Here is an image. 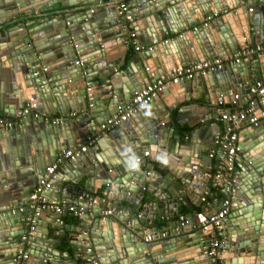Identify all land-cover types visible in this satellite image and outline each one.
Segmentation results:
<instances>
[{
	"label": "water",
	"instance_id": "water-1",
	"mask_svg": "<svg viewBox=\"0 0 264 264\" xmlns=\"http://www.w3.org/2000/svg\"><path fill=\"white\" fill-rule=\"evenodd\" d=\"M40 1L31 0L27 3V0H0V10L3 9L4 12L6 11L5 6L9 8L8 10H12L34 4L32 10L39 11V14L33 15L32 19L42 17L33 23H26L29 36L24 42H21L26 47L22 50L21 47L18 48L17 52L21 58H25L23 59L24 63H19L20 68L15 66L13 76L11 75L14 82L11 84L10 93L14 99L11 100L14 102L11 101L9 104L14 105L1 103L0 111L3 108H9L7 109L8 112L14 113L16 108L20 112L27 99L33 96L39 101L49 99L56 103L52 112L44 110L41 113L38 109L41 116L35 118L38 120L37 123L32 121L31 116L22 118L21 123L29 127L31 131L30 136H33V139L42 138L37 144L27 146L29 155L25 151L18 156L16 152H20L21 149L16 151L15 147L12 148L17 145V142L23 146L25 143H29L28 135L25 141L20 135L22 127L15 124L6 130L0 124V146L3 147L1 148L3 153L0 152V169H5L8 172L3 174L4 178L0 179V185H6L8 189H11L8 183L18 179L21 173L24 174L30 170L36 174L35 177L39 180L48 163L54 161L63 149L74 147L79 142L77 140H80L78 136L82 138L77 131V134L72 132V139H67L64 128L69 127L70 122L68 121L66 124L54 123L53 117L56 113L68 114L73 112L76 114L72 120L75 129L76 124H80L81 132L88 134L96 130L97 124L114 114L115 111L110 109L111 104L115 107L129 102L134 91L139 90L150 81H154L156 78L166 79L175 68L189 65L193 61H202L215 56L235 53L250 42L252 36L264 40V0H134L133 5L139 8V12L135 16L136 23H134L136 30H141L142 23H147L149 27L152 26L156 31L157 29L160 31L158 21L161 20L165 22L163 26H168L171 31L169 26L174 22V18L178 20L177 29L193 27L192 32L196 43L184 42L185 46L181 45V47H179L178 41L177 46L165 43L161 51L157 47V51L165 53L166 60L163 61L161 58L157 61L159 64L156 69L157 77L149 72L150 79L145 77L143 67L149 66L147 61L136 64L137 69L141 70L130 72L127 76L129 83H126V88L122 87L119 93L115 87L110 89L115 74V71L112 72L111 70L112 63L107 62L105 64L106 69H104L105 65L102 64L104 62L101 60L105 57V52L102 49L103 43L113 39L117 43L127 44L126 36L122 31V19L118 14L116 4L113 2L104 4L100 3V0H96L97 6H93L91 0ZM249 7H252L251 11L248 10ZM94 8L99 9V11H94ZM197 8L198 11H196ZM50 9V12H46ZM1 14L2 12H0ZM214 14L219 16L212 20L209 25L196 26ZM2 20L5 19L1 17L0 21ZM214 29L217 32V39L211 33ZM52 30L58 31L59 34L48 36ZM158 31L156 36L160 38L162 36L158 35ZM138 34L137 32L136 35ZM44 35L46 36L41 38ZM30 41L31 44H29ZM135 42L139 44L138 41ZM129 44L130 42L127 45ZM138 46L141 48L140 44ZM186 47H188L187 50ZM191 47L194 48L195 55H193ZM54 48V56L61 60L56 66L63 72L61 78L63 81L60 82L56 77L48 76L43 72L34 74L35 71H38L39 62L45 60L48 57L47 53L53 51ZM90 49L92 51L96 49L99 52L88 57L81 55ZM153 53L155 52L151 50L150 56H155ZM76 55L81 59L80 64L75 63L78 60ZM142 57L145 60L149 58L147 54H143ZM115 62L114 60L112 67L118 68ZM168 63L169 65H167ZM253 66H259V70L253 71ZM129 69L132 70L131 67ZM261 79H264V63L260 60L250 61L248 58H244L241 62L223 65L207 75H199L192 79L167 85L158 96L148 104L139 107L131 118L119 125L124 127L125 137L123 140L129 143V146H126L127 150L130 155L139 156L140 162H133L128 165L123 160L126 170L123 173L119 171L121 176L118 179L115 178L117 174L112 172L113 169L111 168L114 166L112 162L109 165L102 164L101 168L97 167L95 162L89 164L86 160L89 155L88 151L68 162L61 169V174H68L74 168L73 166L79 164L84 168L83 174L87 176H85L87 179L84 189L78 190L79 185H77L73 192V195L79 193V196H82L76 206L84 207L83 213L78 215L79 222L75 225L77 228H74V230L79 231V235L71 241L76 247L77 258L87 260L88 264H217L218 261L223 262V264H264V142L262 141L264 137L261 139V136H264V125L250 123L247 126L245 121L223 120L224 123L230 125L231 132H233L232 127L234 125L241 128V139L238 144L241 149L240 153L246 157L244 162L246 173H238L228 183L226 181L215 183L216 178L212 175L213 169L203 162H211L208 155H203L209 152L208 145L196 150L194 145L190 146L188 149L190 153L180 152V147H171L173 139L179 141L180 136L177 131H172L168 127L169 114L165 115L164 109H167L166 113H169L168 111L172 110V107L165 103L163 97V95H171L178 100L174 105L178 104L184 99H189L185 95V90L193 86V88H197L198 92L197 95L191 94L194 98L200 97L205 87L209 93L214 90L218 93L217 97L223 96V100L226 101L227 95L232 94L233 89L242 88L243 94L244 92L248 93L249 86L254 81ZM21 80H24L25 83H21ZM27 81L29 83H26ZM107 82L110 83L107 84ZM100 86H102L101 90L92 91V89H98ZM88 87L89 90H87ZM100 91L104 93L98 94ZM73 93L75 95L71 96ZM261 96L264 97V94ZM211 100L212 98L205 97V101L212 103ZM261 102L264 103V98L258 102V105ZM217 103L216 101V106ZM105 106L108 108L106 109ZM138 123L141 124L138 125ZM205 125L206 127L209 126V124ZM194 133L196 134L197 131L195 130ZM208 136L213 141V133H209ZM19 143L18 145H20ZM160 143H164L165 146H160ZM5 144L9 148L5 149ZM145 150H150L151 155L157 156L156 159L166 165L173 178L171 184L179 181V194L184 196L186 189L192 191L191 197L194 199L190 201V204L201 205L200 198L205 190H210V187H215L217 190L221 189V201L228 196L231 198L230 211L227 220L224 221L225 226L219 233L220 236L226 237L219 247V257L212 260L204 255L203 246L208 245V243L206 239L202 240V238L203 235L209 236V232H203L199 228L195 229L196 225L191 214H187L188 222L179 228V232L174 229L178 226L177 223L171 231L172 236L165 240L159 237L158 231L160 229L153 224L158 217L168 216L170 213L176 212V203L178 201L185 202L188 198L187 195L184 197L185 200H182L180 199L182 197L173 198L167 194L165 202L162 197H159L157 203L152 192V196L142 204L138 214L134 207L126 210L121 205V199H126L135 205L144 195L141 192L146 189L145 183H143L144 177L142 180L140 179L142 176L141 167L147 162V157L142 156ZM162 152L169 156L168 161ZM6 153L8 154L3 155ZM158 156H162V158ZM25 166L30 168H24ZM117 166H115V172H118ZM215 167L217 164L213 168ZM98 170L108 173L107 178L105 175L101 176L103 178L101 183L108 185V189L101 192L96 199L93 194L84 190H94L92 183L94 180L91 181L89 178L93 177ZM155 173L156 171L149 173L150 178L162 177L161 174L155 176ZM69 176L71 181L78 183L74 178L79 177L81 179L83 175L74 173ZM166 179L169 180L168 175ZM32 185H20L21 189L16 190V194L20 198L19 201L8 203L9 205L0 208V222L4 225L17 222L19 225L18 229L13 232L10 231L5 238L10 249L2 255L0 264H17L15 261L16 247L19 237L25 229L24 219L31 212L29 194ZM16 186L17 184L12 186V189ZM56 187L58 190L51 187L44 193V196H50L52 200L59 202V191L62 186L56 184ZM143 187L145 189H142ZM64 196L65 193L62 197L64 198ZM64 201L66 202L65 198ZM221 201L217 199L213 205H220L219 202ZM66 203H63L64 206H68ZM201 209L200 220L206 215L203 206ZM108 210L111 212L106 213ZM48 211L53 212V209H48ZM57 216L52 214L46 219L40 216L36 217V229L29 239V248L26 251L28 254L41 259L28 262L27 258L19 264H44L49 247H54L59 242V239L48 237V230L52 228L55 230V234L64 236ZM42 227H45L46 231L41 230ZM226 228L232 230L233 235L231 237H229ZM147 230L153 235L152 242L144 241ZM191 231V236L183 237L184 233L190 235L187 233ZM178 242H182L181 245ZM177 251H184L186 255L183 257H180L182 254L175 255L174 253ZM94 261L97 262L93 263Z\"/></svg>",
	"mask_w": 264,
	"mask_h": 264
},
{
	"label": "crops",
	"instance_id": "crops-1",
	"mask_svg": "<svg viewBox=\"0 0 264 264\" xmlns=\"http://www.w3.org/2000/svg\"><path fill=\"white\" fill-rule=\"evenodd\" d=\"M35 1H38V0H35ZM44 1H46V0H41L40 2H44ZM88 1H90V0H88ZM127 1L129 2V4H131L134 7V5H133L134 0H127ZM29 2H31V0H27V3H29ZM100 3L109 4L112 2H110L108 0H104V1L100 0ZM91 4L93 6H97L98 2L96 0H91ZM33 6H34V4H28L24 7L12 9V10L11 9L8 10L9 8L7 6H5V9H6L5 12L3 9L0 10V12H2V14L0 15V18L2 17V19H5V20L0 21V108H1V103L2 104L6 103L8 105H14V104H9L12 100H14L13 96L10 93L11 92V84H12V82H14V79L12 80L13 68L15 66L17 68H20L21 66L19 65V63H24L23 59H25V58L24 57L21 58V55H19L17 52H18V48L21 47L20 49L22 50L24 47H26L25 44L23 45V43H21V42H24V40H26L27 37L29 36V33L27 32L28 26L26 23H28V24L33 23L39 19H42V17H35L34 19H32L33 15L39 14V11H37L35 9L32 10ZM50 11H51V9L46 10V12H50ZM94 11H99V9L94 8ZM196 11H198V8L196 9ZM215 19H216V17L212 18L210 21L205 19V20L199 22L198 24H196V26H199V25L204 26V22H208L207 25H209L210 22L212 20H215ZM148 20H149V18H148ZM173 21L174 22L169 26V27H171V31L169 30L168 26H163V24L165 23L164 21H161V20L158 21V25L160 26V29H159L160 31H158V29H157V31L159 33L158 35L162 36L160 38L156 36V32H157L156 29L152 26L149 27L147 23H145V24L142 23V29L141 30H136L134 28L135 32L139 33L138 35H136V41H138V43L141 45V48H139V49L135 48L134 42L133 43L131 42L129 45H127V44L125 45V43H117L113 39H112L113 42H112V40H110V41H107V42L102 44V49L105 52V57H103L101 59L104 62L102 64L105 65L108 62V63H112V66H113V61L115 60L116 65H118V68H113L111 66V68H112L111 70H112V72L115 71V74L113 75L114 78L112 80L114 86L112 85L110 87V89L115 87V90H118V92L120 93L122 87L126 88V83H129L127 76L130 74V72L133 73V72L140 71L141 69L138 70L136 67V64H139V63L142 64V62L145 63L147 61L148 65H149L147 67H143L144 73L146 75L145 77H148L150 79V77H149L150 74H155L157 77L156 69H157V67H159V64L157 61H159V59H161V58L163 59V61H166L165 57H164L165 53L163 51L160 52L162 50V47L165 45V43H163V40L167 39L168 41L166 44L167 45L173 44L174 46H177V41H178L179 47H181V45L185 46L184 42L196 43V39H195L193 32H192L193 27L192 28H184L182 30L177 29V27H178L177 21L178 20L173 18ZM134 23H136V19H134L133 24ZM150 25H151V23H150ZM49 33L50 34H48V36H51V35L57 36L59 34V32L55 31V30H52ZM211 33L213 34L214 38L217 39V35H216L217 32L215 31V29L213 31H211ZM45 36L46 35L42 36L41 38H44ZM253 38H255V36H252V39H251L252 41H253ZM29 44H31V41ZM148 47H152V48L149 49ZM157 47L159 48L160 51L159 50L157 51ZM188 47H186V50ZM21 50H19V51H21ZM93 50L94 51H92V49L87 50V51H85L86 54H85V52H83L81 55L88 57V56H91L93 53L99 52V50H96V49H93ZM151 50H152V52H155V53H153V55H155V56H152V55L150 56ZM191 50H192L193 55H195L196 52H195L194 48L191 47ZM54 52H55V48L53 51L47 53L48 57L45 60H42L39 62L38 70H39V72H41V73L43 72L44 74H47L48 76L56 77V79H58V81L60 82V81H63L61 79L63 72L60 71L59 69H57L56 66L60 63L61 60L59 58H56V56H54ZM179 53H181V52H179ZM28 54H30V53L28 52ZM143 54H145V55L147 54L149 58L147 60H145L142 57ZM232 54H234V53H232ZM106 55H107V57H106ZM31 57H33V56H31ZM76 58L81 63V59L78 55H76ZM258 60H260V62L264 63V58L258 59ZM250 61H256V60H254L252 58ZM193 62H195V61H193ZM167 65H169V63ZM43 67H47V71H42ZM129 67H131L132 70L129 69ZM104 69H106V65H105ZM126 70H128V71H126ZM252 70L253 71L259 70V66H253ZM148 72L150 74H148ZM21 83H25V81L21 80ZM21 83H20V85H22ZM26 83H29V82L27 81ZM109 83L110 82H107V84H109ZM101 87L102 86H100L98 89L94 88V89H92V91L97 92V90L102 89ZM118 92H116V93H118ZM100 93H104V92L100 91L98 94H100ZM234 93H238L240 95L239 104H237V106L232 105L231 102L229 101V99H231V97ZM191 94H196V95L198 94L196 87H194V88H193V86L188 87L187 90H185V95L187 97H189V99H184L182 102H178V104H175V105H174V103L178 100L173 98L171 95H163V97L166 101L165 103L168 106L172 107V110L168 111L169 113H166L167 109L166 110L164 109V111H165L164 114L165 115L169 114L168 127L172 131H177V134L180 136L179 141L177 139L176 140L173 139V141L171 143V147H173V146H175V148L180 147L181 148L180 152L190 153V151L188 150V149H190V146L194 145L195 150H196L197 148H204L208 145L209 146V152L212 150H215L217 155H215V157L213 159H211V162H209V161H203V162L208 164V167H210L211 169H213L214 165L218 162L220 163L219 167H222L224 165V163L221 162V158L219 157V154H220L219 147H218V145H216L214 143V140L212 141L211 138H209L208 135L211 132L213 133V136H214L216 133H219V132L220 133H226V130L231 131L230 125L228 123H224V121H223L224 119H222V114H229L230 112H234L236 110H241V106L244 103V99H245V96L247 93L244 92V94H243L242 88L233 89V93L230 95H227L226 101L222 100L223 96L217 97L218 93L215 92L214 90H211L209 93L205 87L203 88V91H202L200 97L194 98L193 96H191ZM74 95L75 94L73 93L71 96H74ZM205 97H207L209 99L212 98V100H211L212 103L205 101ZM34 98L38 102V109L41 113L44 110H46V112L54 111L56 103H53L49 99H44L42 101H39V100H37L36 97H34ZM181 99H183V98H181ZM216 101L218 102L217 106L215 104ZM13 102L14 101H12V103ZM165 103H164V107L166 108ZM15 105L17 106V104H15ZM13 107H15V106H13ZM255 107H256V105H255ZM105 108L107 109L108 107L105 106ZM7 109H9V108H3V110L0 111V116L4 117V118L7 117L8 120H11L14 122V125L18 124V126L22 127L21 131H20V135L22 136V139L24 141H25L27 135L29 138V143H25L24 146H23V144H20L19 142H17V145L13 146L12 148L15 147L16 151L21 149L20 152L15 151L18 154V156H19V154L20 155L23 154L25 151L29 155V149L27 148V146H32V145L37 144L39 141L42 140V138L36 137L35 139H33V136H30L31 131L29 130V127H26V125L24 126V124L21 123L22 118H20V116H19L20 112L18 111V109L15 108L14 113L8 112ZM110 109L114 110L116 112L117 106L113 107V104H111ZM257 109L258 108H256V111H257ZM2 115H4V116H2ZM54 117H63V120L61 121L63 124H66L68 121L70 122V126L69 127L67 126L64 128V134H65L67 139H72L71 138V136L73 134L72 132H74V134H77V131H78V133H80L82 138H80V136H78L80 140H77V141L80 142V141L84 140V138L86 137L87 134L81 132L82 128H81L80 124H76V129H75V126L72 123V120L74 117H76V114H74L73 112L68 113V114L56 113L54 115ZM32 121L34 123L38 122V120H35V119H32ZM239 121H245L246 122L245 124L247 126L250 124L246 120H239ZM140 124L141 123H138V125H140ZM205 124H209V126L206 127ZM257 124H263L264 125V123H262V121L260 123H257ZM6 130H9V129L6 128ZM195 130L197 131L196 134L194 133ZM232 130L236 134L237 143H238L239 140L241 139V134H240L241 128L238 127L237 125H234V127H232ZM95 137L96 138L94 141V145L88 150L89 155H88V157H86V160L89 162V164H90V162H92V163L95 162L97 167L101 168L102 164L106 163L109 165V164L113 163L114 166L111 169H113L112 172L114 174L115 173L117 174L115 176V178L118 179L121 176V175H119V171L121 173H123V171L126 170L125 169L126 167L123 163V160L125 162H127L128 165H131L133 162L136 163L135 158L137 157V155H134V156L130 155L129 151L126 148V146H129L128 145L129 143H126L125 140H123L125 137L124 127L119 126L116 129L109 131V133L108 132L107 133H101L100 135H97L95 133ZM263 137L264 136H261V139ZM262 141L264 142V139ZM18 143L20 145H18ZM45 144H46V140H45ZM160 146H165V144L160 143ZM23 147H25V148L23 149ZM1 148H3V147L0 146V152H1ZM7 148H9V147L7 146V144H5V149H7ZM145 151H149V156L146 158L147 162L145 164H143L141 167L142 176L140 179V180H142L144 177L143 183H145L146 189L141 191L142 193H144V195L135 203V205H133V203L128 202L126 199L120 200L121 205L126 210L134 207L136 209L137 214H138L141 210L142 204L145 201H148L149 197L152 196V194H151L152 192L155 195V201H157V203L159 202V199H158L159 197H162V200L165 202L166 198H167V194H170V196L173 198L182 197V198H180L182 200H185L184 197H185V195H187L188 198H186V199L188 201L187 200H185V202L178 201L176 203V206H177L176 212L170 213L168 216L164 215L162 217H158L156 222L153 225L155 227H157L158 229H160L161 231L164 230L167 232V235L165 237H163L164 238L163 240H165L168 237L172 236L171 231H172L173 227L175 226V224L178 223L180 216L183 215L186 218L187 214H191L193 217L194 223L196 225L195 229H198L199 223L201 221L200 220L201 218L199 217V215L202 211L201 206H203L204 210L206 211V214L210 213L211 210H212V212L214 210H217L221 204L220 205H213V202L216 201L217 199H219V201H221L220 200L221 196H222L221 189L217 190L215 187H210V190H205V191H213V194H214V197H209V201H210L209 204L202 203L201 205H198V206L192 205V204H190V201L194 199L193 197H191L192 191L189 189H186L184 196L179 194V192H180V189H178L179 181H176L175 183L171 184V179H173V178L169 174L166 165L163 162L161 163V161L159 162L156 159L157 156L151 155L150 150H145ZM164 152H162V153H164ZM1 153H3V152H1ZM162 153H160V154H162ZM208 153L203 154V155H208ZM7 154L8 153L3 154V155H7ZM163 155H165V159H166V161H168L169 156L166 153H164ZM158 157L162 158V156H158ZM245 161H246V157L243 156L242 153H240V155H238L236 157L234 169L231 173L230 179H229V176H227L222 181L231 180L232 178L236 177L238 173H241V172L246 173V169L244 167ZM115 166H117L118 172H115ZM73 167H72L73 169L70 170L68 172V174H61V169H60L57 173V176L55 177V179L57 181L55 179L53 180L52 188H55L58 190V188L56 187V184H58V185L61 184V186H62L60 191H59L60 192V196H59L60 200L58 202L61 205H64L63 203H66V202H67L66 203L67 205H78V202H80L79 193H77L76 195H73V192H74L75 187L77 185H79L78 190L84 189V184H85V180L87 179L86 178L87 176L83 174L84 168L81 167L79 164H76ZM24 168H30V167L25 166ZM214 169H216V168H214ZM154 171H156L155 176H156V174L157 175L161 174L162 177H155V179H154V178H150V175H149V177H147V175H145V172L146 173L149 172L151 174V172L154 173ZM4 173L7 174L8 172L5 171V169H0V179L4 178V175H3ZM74 173H76V174L79 173V174L83 175L81 179H79V177L78 178L73 177L75 181H78V183H74L73 180L71 181V178L69 175L72 176ZM1 175H3V176L1 177ZM35 175L36 174L34 172L32 173L31 170L28 172H25L24 174L21 173V175L18 179L13 180V182H11V183H8V186L11 187V189L6 188L7 187L6 185L1 184L0 185V208L9 205L8 203L19 201L20 198L18 197L19 195L16 194V190L21 189V187H19L20 185L23 186L25 184H28L30 186V184L31 185L33 184L31 186V189H30V192H31L33 187H34V183L38 180L35 177ZM102 175H105L107 178L108 173L107 172L105 173L103 170H98V172H95V175L93 177L89 178V179H91V181L94 180L92 182L94 190L93 191L90 189L84 190V191L89 192L90 194H93L96 197V199H98L97 196L100 195L101 192L108 189V185L101 183V179H103L101 177ZM167 175L169 176V180L166 179ZM15 184H17V186L13 187V189H14L13 190L12 186H14ZM11 192H12V194H11ZM63 193H65L64 198H65L66 202L64 201V198L62 197ZM83 196L85 197V195H83ZM45 197L48 201L51 200L50 196H48V197L45 196ZM115 201H117V200H115ZM219 203H221V202H219ZM210 206H212V209H210ZM52 214L55 216L57 215L54 211L51 212L48 210H44V211H41L40 217L43 219L44 218L46 219L49 215H52ZM61 220H62L61 229L64 231L63 237L61 235H57L58 233L55 234V230L52 228H50L48 230V237L51 239H59V242L56 243L54 247H51V246L49 247V251L47 252V256H46V259H47L46 264H86V263L88 264L87 260H82V258H77V254L75 252L76 247L71 242L74 239H76L77 235H79V231L74 230V228H77L75 225H77L79 222L78 215L74 214L71 211H67L66 209H64V211L62 212V215H61ZM149 226H152V225L149 224ZM224 226L225 225H223V227L219 231H216L215 233H213L212 236L218 237L221 241H224L226 237L219 235V233L222 232V229L224 228ZM18 227H19V225L17 222H11L10 224L6 223L5 225L2 222H0V258L2 257V255H4L10 249V248H8L9 243H8L7 239H5L6 236L8 235V233L10 231L13 232L16 229H18ZM42 229L45 230V227H42L41 230ZM226 229L228 230L229 237H231V235H233L232 230H230L228 228H226ZM199 230H201V229L199 228ZM191 233H192V231L190 233H187L190 235H186L184 233L183 237H189L192 235ZM149 234H151V232H149L147 230L144 236L149 235ZM206 236L207 235H203V237H206ZM171 238L173 239L174 237H171ZM178 238L180 239V237H178ZM207 238H208V236H207ZM152 240H153V238H152ZM152 240L150 242H152ZM178 243H179V245H181L182 242H178ZM28 248H29V245L26 244L25 250H27ZM184 251H177L174 254L175 255L182 254V255H180V257H183L186 255V253H184ZM219 256H220V254L217 257H219ZM40 259L41 258H39L35 255L29 254L27 260H28V262H30V261H38ZM70 261H71V263H69ZM217 264H223V262L218 261Z\"/></svg>",
	"mask_w": 264,
	"mask_h": 264
},
{
	"label": "built area",
	"instance_id": "built-area-1",
	"mask_svg": "<svg viewBox=\"0 0 264 264\" xmlns=\"http://www.w3.org/2000/svg\"><path fill=\"white\" fill-rule=\"evenodd\" d=\"M116 4V9L118 14L122 19V31L126 36L127 44L134 42L135 48L139 49L138 44H136V32L134 29V19L136 14L139 12L138 6H132L127 0H108ZM249 11L252 10V7L248 8ZM214 17H218L217 14L213 16H208L206 19L211 20ZM208 22H204V25H207ZM182 36V35H181ZM167 39L163 40V43H167ZM151 49L152 47H148ZM243 58L248 59H262L264 58V40L253 38V41L246 43L242 49L235 52L234 54L224 55V56H215L213 58H208L202 61H195L189 65L181 66L175 68L166 79L156 78L154 81H150L146 85L142 86L139 90L134 91L131 96V100L124 104L117 105V111L114 114L108 116L105 120L97 124L96 130L88 133L84 140L75 144L72 148L63 149L54 159V161L48 163L45 167V171L42 177L36 182L32 191L29 194V207L31 208L30 214L24 219L25 229L24 232L19 237V242L16 247V257L15 261L17 264L23 263L24 259H27L29 254L25 250V245L29 244V239L32 237L36 229L35 221L36 217L40 216L41 211L53 209V211L58 215L57 221L62 224L61 215L64 209L71 211L74 214L80 215L84 211L83 206L68 205L64 206L58 203L56 200H47L44 196V193L50 189L53 185V180L57 176V173L60 169L64 168L65 165L71 160H75L81 154L87 152L93 145L95 141V133L100 135L101 133H107L115 128H117L124 121L131 118V116L138 110L139 107L148 104L153 100L162 90L171 83H178L179 81L192 79L196 76L207 75L223 65H228L230 63L240 62ZM76 64H80L79 60L75 61ZM47 67H43L42 71H46ZM39 72L35 71L34 74ZM90 88L88 87L87 90ZM264 94V80H256L253 84L249 86V91L245 96L244 103L241 106V110H236L230 112L229 114H222V119L235 121V120H246L248 123L257 124L262 121L264 123V103L261 102L258 105V101H261L264 97L261 96ZM240 95L234 93L229 99L232 105L237 106L239 104ZM223 100V99H222ZM224 102V101H223ZM256 105V107H255ZM258 106V107H257ZM256 108L257 111H256ZM20 118L31 116L33 119L41 116L38 111V102L34 97H29L25 106L21 109ZM63 120V117H53V122L58 123ZM0 124L5 128H12L14 122L8 120L7 118L0 116ZM229 129V128H228ZM214 143L218 145L221 158V162L224 163L222 167H219L220 163H216V169L213 168V176H215L216 181H222L225 177L231 176V173L234 169L236 157L240 155V146L237 143L236 134L229 130H226V133H216L213 136ZM217 155L215 150H212L208 153V156L213 159ZM142 156L148 157L149 151H144ZM135 162H140V157L135 158ZM149 176V172L146 173ZM230 180H227L228 183ZM142 189H145L143 187ZM209 197H214L213 191H204L200 200L204 204H209ZM82 198V196H80ZM231 198L228 196L221 201L220 207L210 213H207L205 217L200 221L199 228L204 232H209V236L206 239L208 245L203 246V253L209 259H215L219 254V247L222 241L218 237H213V233L219 231L223 225L224 221L227 220L228 213L230 211ZM111 210H108L106 213H110ZM188 222L183 215L180 216L178 221V226L174 229L179 232V228L184 226ZM159 237L163 238L167 235L166 231H158ZM153 238L152 234L144 236V241H151ZM90 250V248H87ZM46 258L44 264H46ZM94 263H96L94 261ZM87 264V263H86Z\"/></svg>",
	"mask_w": 264,
	"mask_h": 264
},
{
	"label": "clouds",
	"instance_id": "clouds-1",
	"mask_svg": "<svg viewBox=\"0 0 264 264\" xmlns=\"http://www.w3.org/2000/svg\"><path fill=\"white\" fill-rule=\"evenodd\" d=\"M219 16V15H218Z\"/></svg>",
	"mask_w": 264,
	"mask_h": 264
}]
</instances>
